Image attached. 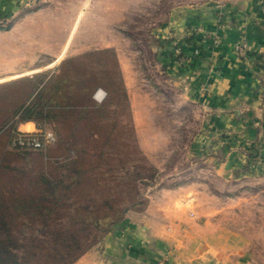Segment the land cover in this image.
Returning a JSON list of instances; mask_svg holds the SVG:
<instances>
[{
    "label": "rangeland",
    "instance_id": "1",
    "mask_svg": "<svg viewBox=\"0 0 264 264\" xmlns=\"http://www.w3.org/2000/svg\"><path fill=\"white\" fill-rule=\"evenodd\" d=\"M205 1L210 0H31L15 17L0 19V241H53L52 231L79 226L74 212L87 203L86 191L57 189V207L45 227L40 217L26 214L21 200L42 194L36 183L41 176L68 181L61 165L81 156L105 160L104 168L113 169L106 175L116 180L152 173L137 164L155 168L154 179L138 181L141 202L127 212H143L157 191L204 190L200 205L223 207L225 218L249 240L248 264H264V147L247 144L241 180H215L211 166L190 149L201 116L181 103L160 58L159 30L182 8ZM39 73L61 80L51 94L69 104L44 125L58 140L44 150L13 149L8 142L18 121L15 111L32 90L30 77ZM103 100L97 112L102 125L80 117L86 106ZM96 208L100 214L103 207ZM103 234L92 227L78 239L89 245L87 251Z\"/></svg>",
    "mask_w": 264,
    "mask_h": 264
},
{
    "label": "crops",
    "instance_id": "2",
    "mask_svg": "<svg viewBox=\"0 0 264 264\" xmlns=\"http://www.w3.org/2000/svg\"><path fill=\"white\" fill-rule=\"evenodd\" d=\"M29 1L0 0V13L8 20ZM157 37L181 103L201 116L192 153L211 166L215 180H241L247 144L264 147V0H210L182 8ZM240 39L245 56L234 50ZM19 128L37 129L33 121ZM204 192L157 191L143 212H127L69 264H248L249 240L225 218L223 207L200 205Z\"/></svg>",
    "mask_w": 264,
    "mask_h": 264
},
{
    "label": "trees",
    "instance_id": "3",
    "mask_svg": "<svg viewBox=\"0 0 264 264\" xmlns=\"http://www.w3.org/2000/svg\"><path fill=\"white\" fill-rule=\"evenodd\" d=\"M3 18L4 14L0 13V19ZM30 78V81H33L32 90L27 100L15 111V114H18V121L17 125L10 130L9 146L16 133L25 132L19 128L20 123L33 121L37 128H44L45 123L60 117L59 115L64 113V110L69 106L67 103L58 101L51 94V92L54 93V90L57 91L61 88L63 83L60 79L54 81L52 75L47 77L44 73L35 74ZM122 92L124 100L121 99V101L127 108L125 90ZM110 93L107 90L109 96ZM106 102L103 100L101 103H94L92 109L86 106L84 110L79 112L80 117L96 121L97 127H99L102 124L98 122L101 118L97 112L105 106ZM88 109L91 110L92 115H88L90 112ZM99 135L103 136L101 132ZM105 136L103 142L109 139L108 134ZM98 156L102 159L104 153L99 151ZM104 164H106L105 160H82V157L79 156L73 160H67L61 165L67 170L68 181L41 176L36 183L42 185V194L30 195L27 199L21 200V206L27 208L26 214L31 217H40L44 223L43 227H45L48 224L47 219L57 207L59 198L57 189L61 188L64 191L76 193L86 191L87 203L80 208L78 207L79 209L77 208L74 212V217L79 226L64 227L52 231L50 234L54 236L53 241L32 239L27 243L9 241L6 245L0 241V264H69L83 254L89 246H82L78 239L82 232L94 227L100 232L106 233L117 226L123 215L141 202L137 186L138 181L147 184L149 179H154L153 172L155 173L156 170L141 163L137 164L136 167L140 166L145 171H152L148 174L149 176H140L137 179L122 177L116 180L110 174L106 175L113 169L112 167L104 168ZM115 188H118V191H115ZM97 205L103 207L100 214H98ZM2 227L7 229L5 222L2 223ZM37 230L39 233H43L42 229L38 228ZM17 251H21V253L18 254Z\"/></svg>",
    "mask_w": 264,
    "mask_h": 264
},
{
    "label": "built area",
    "instance_id": "4",
    "mask_svg": "<svg viewBox=\"0 0 264 264\" xmlns=\"http://www.w3.org/2000/svg\"><path fill=\"white\" fill-rule=\"evenodd\" d=\"M180 46L175 43L173 46V53L181 62L183 57L180 55ZM234 50L239 56H245L246 49L243 39L234 44ZM57 142L55 132L47 128H37L35 131H25L23 133H16L11 141L10 146L17 150H44Z\"/></svg>",
    "mask_w": 264,
    "mask_h": 264
}]
</instances>
